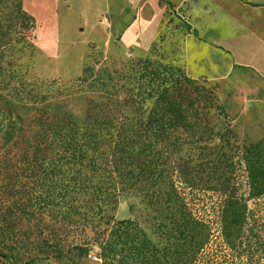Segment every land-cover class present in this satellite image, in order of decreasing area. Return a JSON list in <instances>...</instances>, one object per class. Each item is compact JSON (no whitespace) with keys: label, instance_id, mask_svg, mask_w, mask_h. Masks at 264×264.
Here are the masks:
<instances>
[{"label":"trees","instance_id":"obj_1","mask_svg":"<svg viewBox=\"0 0 264 264\" xmlns=\"http://www.w3.org/2000/svg\"><path fill=\"white\" fill-rule=\"evenodd\" d=\"M36 30L22 0H0V90L44 104L22 63ZM154 53L85 68L76 88L97 98L81 123L34 116L20 150L0 130V264H264V138L239 144L217 86ZM122 196L142 198L161 243L108 217Z\"/></svg>","mask_w":264,"mask_h":264},{"label":"rangeland","instance_id":"obj_2","mask_svg":"<svg viewBox=\"0 0 264 264\" xmlns=\"http://www.w3.org/2000/svg\"><path fill=\"white\" fill-rule=\"evenodd\" d=\"M149 1L147 5L142 0H22L37 21L36 52L22 63L32 79L44 84L49 101L30 104L0 90V130L5 141L12 133V141L6 142L9 147L20 150L24 146L34 116L68 113L78 123L83 121L87 99L97 98L86 85L80 91L76 88L85 68L120 71L131 60L150 56L152 49L153 55L181 67L191 78L217 86L239 144L264 138V14L255 9L264 4L201 0L191 10L200 0L183 5L161 0L160 7L155 0ZM241 3L251 8H242ZM129 20L134 21L131 28L126 26ZM184 22L191 26L190 33ZM190 38L223 49L200 48ZM52 81L56 83L49 86ZM226 124L223 118L221 128ZM107 215L135 220L156 244L161 243L151 224L152 213L141 197L122 196ZM38 264L67 263L45 260ZM77 264L101 262L91 255Z\"/></svg>","mask_w":264,"mask_h":264},{"label":"crops","instance_id":"obj_3","mask_svg":"<svg viewBox=\"0 0 264 264\" xmlns=\"http://www.w3.org/2000/svg\"><path fill=\"white\" fill-rule=\"evenodd\" d=\"M144 3L143 4H147V5H149L151 2L149 1V0H142ZM156 1V4L158 5V7H160L159 6V3L161 2V0H155ZM173 4H178V5H183L185 2H187L188 0H170ZM254 1H256V2H259V4H264V0H254ZM170 2V3H171ZM202 1L200 0L198 3H196V4H194L193 6H192V8H191V10H193L194 9V7H197V6H199V4L201 3ZM208 2V1H207ZM171 3V4H172ZM207 7L208 5H204V7ZM241 6H242V8H248V7H250L251 8V6L250 5H247V4H244V3H241ZM205 7V8H206ZM216 8H219L218 6H215ZM255 8V7H254ZM258 12H263V14H264V6H258V7H256L255 8ZM190 10V11H191ZM161 14H162V12H163V9L161 8ZM231 15H232V12H230V17H231ZM135 22H136V19H135ZM133 24H134V21H130L129 20V23H127V25L126 26H128L127 28H131V27H133ZM240 25H241V23H240ZM190 40H192L193 42H196L199 46H200V48H205V47H209L210 49H213V48H222L221 46H218V47H215L214 45H207L206 43H204L203 41H196L195 39H193V38H190ZM223 49V48H222ZM189 64V62L187 61L186 62V66ZM188 67V66H187ZM187 67H186V70H187ZM188 72V71H187ZM204 75V74H203ZM197 78V77H196Z\"/></svg>","mask_w":264,"mask_h":264}]
</instances>
